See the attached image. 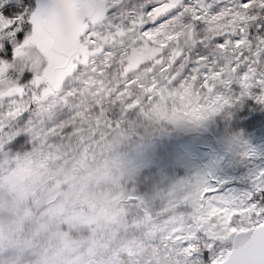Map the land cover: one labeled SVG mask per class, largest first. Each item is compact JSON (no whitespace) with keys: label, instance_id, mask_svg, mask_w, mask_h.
Listing matches in <instances>:
<instances>
[{"label":"rangeland","instance_id":"rangeland-1","mask_svg":"<svg viewBox=\"0 0 264 264\" xmlns=\"http://www.w3.org/2000/svg\"><path fill=\"white\" fill-rule=\"evenodd\" d=\"M158 2L149 5L152 23L121 15L123 35L80 44L71 61L50 50L47 34L33 41L48 60L36 85L42 91L0 101V264H186L177 247L186 237L172 225L190 211L193 194L213 176L245 190L264 170V104L249 96L216 108L222 95L239 97L245 83H261L264 59L255 50L264 19L217 33L200 19L209 15L201 6L218 15L232 0H183L197 14L179 19L166 11L168 0ZM144 3L124 7L139 13ZM187 32L194 51L180 37ZM241 36L247 46L236 43ZM74 61L86 70L70 79ZM225 66L247 67V79L220 86ZM20 135L28 137L22 149L6 148ZM245 145L255 154L245 158Z\"/></svg>","mask_w":264,"mask_h":264},{"label":"snow or ice","instance_id":"snow-or-ice-1","mask_svg":"<svg viewBox=\"0 0 264 264\" xmlns=\"http://www.w3.org/2000/svg\"><path fill=\"white\" fill-rule=\"evenodd\" d=\"M154 2L159 8L158 0H145L140 5L141 11L137 13L136 9L125 8L124 0H0V101L19 99L25 93V99L30 100L33 93L42 91L44 85L41 84L40 88L36 85L48 67V60L33 41L50 34L49 29L54 28L66 39L76 37L81 45L104 35H123L116 20L121 15L135 14L138 26L150 24L156 18L149 7ZM232 3L234 7L226 8L218 15H211L210 6H201V12L209 15H201L200 19L212 25L211 30L217 33L228 28H232L235 33L237 22L246 26L264 19V0H232ZM252 9H258L261 15H252ZM166 11L176 13L175 19L182 17L185 12L193 16L197 14L196 9L186 8L183 0H171ZM145 16H151V19L145 20ZM228 16L232 17V21L227 25L221 23ZM165 27L166 24L142 35L159 34ZM242 30L246 35V27H242ZM241 42L247 46L245 36H241L236 43ZM259 43L262 47L256 49L255 53L264 59V41ZM227 46L218 42L221 49ZM37 57L40 60L39 68L36 67ZM74 63L76 72L70 79L86 70L84 64L78 61ZM232 67L238 65L233 64ZM247 71V67H241L232 73L225 66L220 75V86L228 88L232 82L241 84L242 78L247 79ZM255 79L261 80V83L256 84L254 80L251 84L245 83L239 97L222 95L223 99L216 106L217 111L221 107L225 110L242 104L249 96L257 103L264 104V73L257 74ZM12 93L19 95L13 96ZM225 100L228 101L227 106ZM31 112L32 109L25 113V117L30 116ZM27 141L28 137L20 135L6 148L20 150ZM245 147L248 149L243 152L245 158L255 154L250 147ZM228 183L217 176L208 178L186 206L190 211L173 222L172 226L180 229L178 235L186 237L177 245L187 257L186 264H264V170L248 177L245 190L229 188ZM203 188L209 191L200 199Z\"/></svg>","mask_w":264,"mask_h":264},{"label":"water","instance_id":"water-1","mask_svg":"<svg viewBox=\"0 0 264 264\" xmlns=\"http://www.w3.org/2000/svg\"><path fill=\"white\" fill-rule=\"evenodd\" d=\"M49 33L47 34L50 39V50L58 55L66 59L67 61L72 60L76 57L80 52V43L78 38H64L59 35L54 28L49 29Z\"/></svg>","mask_w":264,"mask_h":264},{"label":"trees","instance_id":"trees-1","mask_svg":"<svg viewBox=\"0 0 264 264\" xmlns=\"http://www.w3.org/2000/svg\"><path fill=\"white\" fill-rule=\"evenodd\" d=\"M168 2L171 3V0H168ZM180 37H186V38H188V42H190V44H191L192 46L195 45V48L192 49V50L194 51V50L196 49L197 44H196V42H195V40H194V39H196V38H195V34H194L193 32H187V33L181 35ZM191 42H192V43H191ZM186 51H189V50L187 49V47H186ZM59 71H60L59 74L55 75V78H56L57 80H58V77H59L60 79H63V76H64V73L62 72V71H64V70H59ZM6 100H9V99H3L2 101H6ZM117 110L120 112V109H117ZM234 123H235V122H234Z\"/></svg>","mask_w":264,"mask_h":264}]
</instances>
